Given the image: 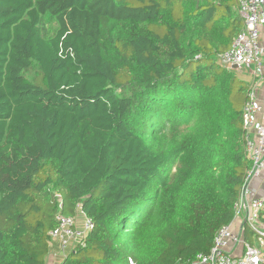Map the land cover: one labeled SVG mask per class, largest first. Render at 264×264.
<instances>
[{
  "label": "trees",
  "instance_id": "16d2710c",
  "mask_svg": "<svg viewBox=\"0 0 264 264\" xmlns=\"http://www.w3.org/2000/svg\"><path fill=\"white\" fill-rule=\"evenodd\" d=\"M239 2L0 0V264H47L79 207L94 229L61 264L211 251L252 167L253 84L219 61Z\"/></svg>",
  "mask_w": 264,
  "mask_h": 264
},
{
  "label": "built area",
  "instance_id": "2783aa9c",
  "mask_svg": "<svg viewBox=\"0 0 264 264\" xmlns=\"http://www.w3.org/2000/svg\"><path fill=\"white\" fill-rule=\"evenodd\" d=\"M238 14L244 21V30L234 39L231 48L219 56V61L231 72L260 78L264 69V0H240ZM252 84L243 112L246 151L252 167L235 205V217L219 230L209 253L198 254L180 264H264V191L255 196L251 189L252 183L264 175V122H258L263 105L256 85ZM237 225L238 229L234 230ZM93 229V221L79 207L74 216L57 215V227L50 232V237L65 258L84 246ZM239 247V253L232 251Z\"/></svg>",
  "mask_w": 264,
  "mask_h": 264
},
{
  "label": "crops",
  "instance_id": "0c3cea01",
  "mask_svg": "<svg viewBox=\"0 0 264 264\" xmlns=\"http://www.w3.org/2000/svg\"><path fill=\"white\" fill-rule=\"evenodd\" d=\"M241 74L244 75L245 73H241ZM246 74H249V73H246ZM239 75L240 74H238V76ZM240 78L245 81V78H242V77ZM249 83H254V85H256L257 87L258 99L260 103L263 105V111L261 115L258 117V122L263 123L264 122V69H263L262 76L260 78L254 79L251 76V81ZM251 189H252L253 195L255 196L262 194V192L264 191V175L262 178L252 183ZM78 219L82 221V217L79 216ZM237 229H238V225L234 227V230H237ZM247 239L252 242V238L250 237V235H247ZM232 251H234L235 253H239L241 251V248L240 247L237 249L235 248V249H232ZM63 260H64V256L61 254V252L59 251V248L56 245L49 256L47 264H61Z\"/></svg>",
  "mask_w": 264,
  "mask_h": 264
},
{
  "label": "rangeland",
  "instance_id": "374dc122",
  "mask_svg": "<svg viewBox=\"0 0 264 264\" xmlns=\"http://www.w3.org/2000/svg\"><path fill=\"white\" fill-rule=\"evenodd\" d=\"M238 74H240L239 77L245 78V82L251 81V76L249 74H246V73L244 75H242L241 73H238ZM68 254L70 253L68 252Z\"/></svg>",
  "mask_w": 264,
  "mask_h": 264
}]
</instances>
